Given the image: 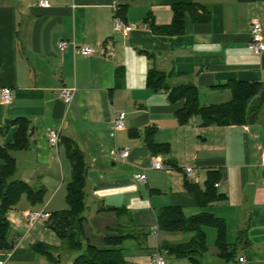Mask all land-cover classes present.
<instances>
[{
    "label": "crops",
    "instance_id": "crops-1",
    "mask_svg": "<svg viewBox=\"0 0 264 264\" xmlns=\"http://www.w3.org/2000/svg\"><path fill=\"white\" fill-rule=\"evenodd\" d=\"M48 2L43 7L37 0H0V147L13 142L16 119L27 120V146L11 152L15 177L44 189L40 203L31 204L23 195L6 213L13 245L3 248L7 264L47 261L32 246L53 231L45 221L28 227L23 212L67 207L73 150L87 167L90 232L101 239L115 232L107 225L118 221L133 228L136 237L119 245L131 263L152 264L159 250L167 264H190L163 244L187 242L192 234L157 227L158 212L177 206L185 216L206 210L225 224L232 256L218 254L217 229L207 225L201 264H264V169L258 163L264 152V102L250 123L201 125L198 115L180 122L177 111L184 101L171 102L168 90L155 91L147 83L151 70L161 71L171 86L194 84L200 106H207L231 99L228 82H264V52L254 55L247 46L250 24L259 21L264 28V0ZM115 3L119 18L132 26L127 33L113 28ZM191 3L206 7L210 20L197 21L185 12L181 33L151 30L150 21L168 25L174 5ZM61 41L67 42L62 51ZM82 44L93 52H77L74 45ZM4 87L12 91L8 102L1 97ZM63 87L75 88L68 105L59 96ZM119 111L126 118L124 127L115 130L113 117ZM52 129L60 130L56 148L48 142ZM149 142L158 149L152 151ZM114 147L128 148L125 161L111 158ZM152 158L161 159L164 169L150 168ZM186 167L194 171L193 178L184 173ZM142 171L145 182L134 178ZM208 179L219 197L200 209L188 185L203 190ZM110 207L125 211H103ZM66 257L71 264L73 254Z\"/></svg>",
    "mask_w": 264,
    "mask_h": 264
},
{
    "label": "trees",
    "instance_id": "trees-1",
    "mask_svg": "<svg viewBox=\"0 0 264 264\" xmlns=\"http://www.w3.org/2000/svg\"><path fill=\"white\" fill-rule=\"evenodd\" d=\"M123 11L124 9H119L118 14ZM185 12H189L197 21L208 22L210 20V11L204 6L194 3L177 4L173 6L172 22L165 26H158L150 21L151 30H160L165 34L181 33ZM147 79L148 86L153 90H168L171 102L184 101L182 107L177 111L180 122H185L189 117L198 115L201 119V125L250 123L256 119L258 109L264 102V82H228L226 85L231 90L229 101L200 106L197 88L194 84L184 83L171 86L167 76L158 70H151ZM16 121L18 122V129L13 142L0 147V248L13 246L7 238L9 223L6 213L18 204L23 195L31 204H37L42 201L44 194L42 187L32 188L27 182L15 177L16 163L11 152L16 149H24L28 143L27 120L19 118ZM149 132H152V129ZM149 146L152 151L158 149L152 142H149ZM69 156L72 175L66 185L65 201L67 207L50 212L45 221V225L58 237L59 245L38 241L33 244V249L53 264L59 259L54 253H60L62 250L73 254L71 264H133L125 258L123 249L119 247L123 239L136 237L133 228L118 221L107 225L110 230H115V232L109 231L101 239L90 232L92 219L90 220L85 213L87 208V167L80 152L73 150ZM188 188L193 191L200 209H204L211 199L219 197L213 187L212 179L206 181L203 190L193 184L188 185ZM103 211L122 214L125 210L110 207ZM207 225L215 226L217 229L216 248L218 254L226 258L231 257L234 250H231L224 239L225 224L222 219L213 216L206 210L185 216L182 209L177 206L164 207L157 215V227L160 230L192 234L187 242L163 244V248L168 253L185 257L190 261V264H201L200 259L207 250L204 231V227Z\"/></svg>",
    "mask_w": 264,
    "mask_h": 264
},
{
    "label": "built area",
    "instance_id": "built-area-1",
    "mask_svg": "<svg viewBox=\"0 0 264 264\" xmlns=\"http://www.w3.org/2000/svg\"><path fill=\"white\" fill-rule=\"evenodd\" d=\"M37 3L40 6L43 7H49L50 3L48 0H37ZM113 8L115 10L114 16H113V28L114 30L122 33H127L132 29V26L129 24L124 23L119 16L117 15V4H113ZM249 34L250 39L248 41V49L251 53L254 55H261L264 52V28L261 25L259 21H253L250 24L249 28ZM67 46V42L61 41L59 42V49L62 51ZM75 50L83 55H90L93 52V49L86 45H74ZM75 92L74 87H63L59 90V96L63 100V102L68 105L73 98V94ZM12 91L9 87H4L2 89V100L5 102H8L11 100ZM126 118V113L124 111H119L115 113L113 117V128L115 130L122 129L124 127V121ZM60 140V130L59 129H52L48 133V142L52 148H56L59 144ZM111 158L113 160L118 161H125L129 155L128 148L126 147H114L110 152ZM259 165L264 169V152H261L259 154ZM150 168L155 170H161L164 169V164L161 159L159 158H152L150 162ZM184 173L188 178L194 177V171L186 167L184 169ZM134 178L137 181L145 182L146 181V174L145 171L138 172L134 175ZM218 185V184H216ZM27 220L28 227L33 226L36 222L39 221H46V219L49 216L48 212H45L43 210L40 211H26L23 213ZM8 250L0 248V264H7V256H8ZM239 261H243V257H239ZM152 264H167L165 257L163 254L159 252V250L156 251L152 258Z\"/></svg>",
    "mask_w": 264,
    "mask_h": 264
},
{
    "label": "rangeland",
    "instance_id": "rangeland-1",
    "mask_svg": "<svg viewBox=\"0 0 264 264\" xmlns=\"http://www.w3.org/2000/svg\"><path fill=\"white\" fill-rule=\"evenodd\" d=\"M42 240L43 242H47L49 244H56L58 239L53 232H47L43 235ZM60 253L61 257L58 259V261H56L55 264H70V260L66 257V251L62 250ZM54 255H56V252L54 253ZM43 264H53V262H49L48 260L46 261L44 259Z\"/></svg>",
    "mask_w": 264,
    "mask_h": 264
}]
</instances>
